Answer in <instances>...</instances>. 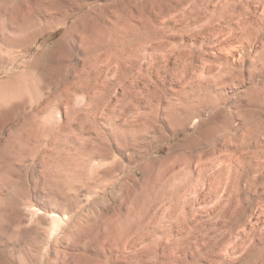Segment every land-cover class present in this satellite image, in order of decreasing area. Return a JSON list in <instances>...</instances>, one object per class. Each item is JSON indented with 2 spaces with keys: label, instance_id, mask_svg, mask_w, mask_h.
<instances>
[{
  "label": "rangeland",
  "instance_id": "1",
  "mask_svg": "<svg viewBox=\"0 0 264 264\" xmlns=\"http://www.w3.org/2000/svg\"><path fill=\"white\" fill-rule=\"evenodd\" d=\"M0 100V264H264V0H0Z\"/></svg>",
  "mask_w": 264,
  "mask_h": 264
},
{
  "label": "bare ground",
  "instance_id": "2",
  "mask_svg": "<svg viewBox=\"0 0 264 264\" xmlns=\"http://www.w3.org/2000/svg\"><path fill=\"white\" fill-rule=\"evenodd\" d=\"M196 5H199V4H195V5H191V7H190V9L192 10V9H195V7H197ZM190 10V11H191ZM9 92H7V94H8ZM4 94L5 95H7L5 92H4ZM3 94V95H4ZM9 94H11V93H9ZM13 95V94H12ZM1 96H2V94H1ZM5 97V96H4ZM10 97H12V96H10ZM9 98V97H8ZM3 100V99H2ZM0 102H1V100H0ZM53 115V114H52ZM51 116V115H50ZM54 116H52V117H49V115L46 117L47 118V122H48V124L47 125H50L49 127H51V126H53V127H55V126H57L56 124H55V122H54V118H53ZM46 120V119H45ZM49 215H50V217L52 218V220H54V222H55V224H61V221L63 220V217L59 214V213H57V212H54V211H51L50 213H49ZM59 224V225H60Z\"/></svg>",
  "mask_w": 264,
  "mask_h": 264
}]
</instances>
